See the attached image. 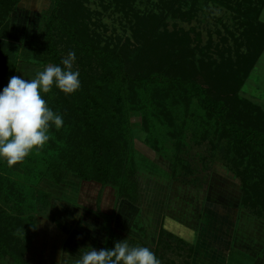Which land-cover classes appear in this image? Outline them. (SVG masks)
Returning a JSON list of instances; mask_svg holds the SVG:
<instances>
[{
	"label": "trees",
	"instance_id": "obj_1",
	"mask_svg": "<svg viewBox=\"0 0 264 264\" xmlns=\"http://www.w3.org/2000/svg\"><path fill=\"white\" fill-rule=\"evenodd\" d=\"M19 1L0 0V79H7L0 86H6L16 75L20 59L39 65L43 71L48 64L60 65L62 58L74 52L73 70L80 73V88L65 94L53 86L51 92L43 94L48 106L62 115L63 126L57 130L53 125L49 141L26 156L18 170L0 160V259L8 256L15 264H28L25 253L36 229L32 212L41 200L44 212L50 204V194L37 186L43 179L59 184L68 172L83 182L94 181L115 189L114 211L120 200L138 205L130 111L140 112L145 144L170 162L173 181L181 182L182 175L189 173L182 154L192 144L208 141L218 146L222 140L223 157L239 181V209L264 222V113L254 108L252 115L257 120L253 126L252 122L242 123L241 112L233 109L264 52V21L260 19L264 0H239L233 7L242 16L239 25L248 26L243 30L248 52L238 53L235 63L229 59V50H225L227 61L195 56L187 37L167 31L164 14L141 16L133 10L135 0H114L118 8L113 13L130 21L133 35L141 44L152 47L160 42L164 51L167 48L168 53L157 63L167 71L138 74L128 72L127 44L111 47L100 30L90 28V10L84 6L77 9L74 0H48L31 47L22 48L18 40L8 38L11 13ZM203 1L161 0L166 15L188 22L196 17L195 9ZM208 1L220 2H204ZM188 4V11L181 10L180 6ZM161 26L163 30L158 31ZM199 42L198 35L197 45ZM130 51L137 55L139 48ZM149 55L159 59L157 53ZM191 67L199 78L188 74ZM114 214L104 217L102 249L114 247L120 235H126L113 226ZM133 226L147 237L145 228L136 222ZM163 233L161 228L157 239ZM189 251L187 264L191 244Z\"/></svg>",
	"mask_w": 264,
	"mask_h": 264
},
{
	"label": "rangeland",
	"instance_id": "obj_2",
	"mask_svg": "<svg viewBox=\"0 0 264 264\" xmlns=\"http://www.w3.org/2000/svg\"><path fill=\"white\" fill-rule=\"evenodd\" d=\"M74 1L79 5L77 9H80L82 6H84L90 10V28H93L94 31L100 30L99 32L103 34L111 47L118 48L122 43L127 44L129 50L127 69L129 73L132 72L138 74L142 71H157L159 73L166 70L167 67H158L157 63L160 62V58L165 55L167 48L166 51H164L165 47H161L162 45L160 42H154L157 45L153 44L152 47L150 45L141 44V40L133 35V28L131 25L129 26L130 21L127 19V21L124 20L121 17V14L119 19V14L113 13L114 9L118 8L117 6V8L114 6V0ZM223 1L225 3H223ZM237 1L239 0L202 2L195 9L196 11L194 13L196 14V17H193L189 22L186 20L181 21L174 19L170 17V14L166 15L165 12L167 10L162 6L164 2H161V0H135L132 4V7L133 10L139 12L141 16H145V14L154 15V13H162V15L164 14L166 17L165 20L167 22V31L171 33L176 31L187 37L189 39L187 41V45L191 50H194L195 56L201 57L200 54H202L206 59V56L209 55L212 58H215V60H221L220 58L222 57L223 59L225 58L224 61H227L228 52L225 50H229V59L231 62L235 63L237 59L236 55L238 53L248 52L245 35L243 34V30L247 29L248 26L239 25L241 24L242 16L237 12L236 9L233 8L237 6ZM225 4H228L231 7ZM48 6V0H20L17 4L16 10L11 13L8 34L9 40H18L22 48L29 49L31 47L33 36L38 28L40 16L45 12ZM180 7L181 10L188 11L191 7V4L182 5ZM189 12L193 14V11ZM262 12L263 9L260 13V19L264 21ZM157 30L162 31L163 27L161 26L157 28ZM186 33H188V35H186ZM198 35L200 42L197 45L196 37ZM135 47L139 48L137 55L136 52L133 53L130 51L134 50ZM200 50H202V53ZM149 53H157L159 55V59H154L153 56L149 55ZM258 66L261 68L258 69V67H255L249 76L250 81H247V86H249L251 91L256 94V97L251 99L250 97H252V95H249V93L246 91L247 87L244 86V89L242 90L244 93H239L241 98L239 99L240 101H238L237 105H233L234 111L241 112L240 121L242 123L252 122L251 124H253V126L255 124L254 121L257 120V117L255 118V114L252 115L254 108H256V111L262 109V112L264 113V99H261L264 98V96H260V92L264 94V62L262 65ZM41 69L42 68L39 65H34L29 61L20 59L15 76H22L25 79L35 78L36 73L40 72ZM188 74H191V76L194 78H199L200 76L199 73L196 72V70L192 67L190 68ZM0 80V85L1 82L7 81V79L3 78ZM252 81H255L254 87H252ZM2 87L3 85L0 86V90H2ZM128 115L131 129L133 131V150L135 153V174L133 176V181H137L139 196L140 191L143 194L152 192L153 195L156 196V205L160 206L161 208L162 205L165 204L167 192L170 188V185L172 184V179L169 176L171 164L168 160L164 159V157L160 156L156 151L152 150L145 144L146 133L142 128V118L140 112L130 111ZM214 140H217L216 137ZM222 144V140L218 143V146H213L212 143L204 141L200 144H192L188 150H185L182 156L186 162H188L189 173L182 175L180 178L182 181L179 182L178 186L187 185L197 186V188L200 189H210L211 194L208 197L210 202L212 201L214 203L229 204L231 206L239 207L241 196L239 181L231 171L230 164H228L223 157V151L221 148ZM20 162L12 165L11 167L18 170V165ZM193 181L195 182L194 184H192ZM45 182L46 183H44V180H41L38 182L37 186L39 189L50 194V201L52 195L57 196L58 199L71 197L70 199L73 200L74 196L77 197V199H81V197L84 196L85 189L90 191L93 190V186H89V183L96 184V187H94L96 190L99 188V186H101L94 181H88L89 183L81 182L80 187L73 186V183L71 182L64 183L60 187H57L52 182ZM174 185L177 186L176 184ZM113 191H115V189H113L112 192ZM61 193L66 196H60ZM37 195L39 196V194ZM110 196L111 203L112 193ZM44 205L45 203L41 200L35 205V210L32 212L33 217H36V229L34 238L25 253V259L29 261L28 264H34L35 259L33 261L32 259L37 258V252L41 248L39 246H43V243L45 242L44 244H46L49 240L45 235L46 229L38 227V223L42 219L41 215L48 216V208L45 212L43 209L41 210ZM97 212H99L100 215H103L100 211L94 210V213ZM247 214L252 216L249 213ZM252 217L257 219L254 216ZM101 218H103V216H101ZM107 220L111 222V220ZM98 221H100V219H98ZM104 222L106 221L103 218L102 229L106 232ZM135 222L142 229L146 227L145 221L141 217H138ZM115 226L121 228L122 224L118 223V225H116L115 223ZM131 228L132 227H129L126 232L122 231V233H126V235L121 234L120 240L126 239L127 242L132 246H146L150 248L155 252L157 258L162 264H187L186 262L189 259L188 256L190 253V243L178 238L175 235H172L166 229H164L163 236L160 240L159 238L157 239V233L156 239H152L151 242V236L149 233H147L149 235L144 238L141 233ZM52 240L53 237L51 233L49 242L52 243ZM139 240H142L144 244H140ZM33 251H35L34 254H37L36 256L33 255ZM241 255L242 253L233 251L230 255L229 262L239 260L243 261V256ZM244 261L246 264H251L250 259L248 260L245 258ZM0 264L15 263L10 257L6 256L0 259Z\"/></svg>",
	"mask_w": 264,
	"mask_h": 264
},
{
	"label": "crops",
	"instance_id": "obj_3",
	"mask_svg": "<svg viewBox=\"0 0 264 264\" xmlns=\"http://www.w3.org/2000/svg\"><path fill=\"white\" fill-rule=\"evenodd\" d=\"M263 62L264 52L253 70L255 67L260 69L258 65H262ZM252 82L254 87L255 81ZM247 85L248 82L245 85L246 91L256 97ZM260 96L264 94L260 92ZM75 177L77 176L66 172L61 182L55 185L60 187L71 182L73 186L80 187L83 181ZM43 180L44 183L48 181ZM95 185L89 183L93 190L85 189L81 199L75 196L73 200L71 197L58 199L52 195L47 210L48 216L41 215L38 227L46 229L45 235L49 240L52 233L53 240L52 243L48 240V243L44 242L43 246H39L41 248L37 252L38 255L34 254L35 251L32 252L33 255H37V258L32 259V261L35 259L34 264H76L81 252L87 251L88 247L102 249L106 235L102 229V219L114 212L113 225L121 231L126 232L129 227L134 230L135 220L141 217L145 221V229L147 228V233L151 236V242L152 239H156L159 229L163 228L190 243L192 255L189 264H246L245 258L250 259L251 264H264V223L249 216L238 206L210 202L208 198L211 194L210 189L178 186L179 182L172 180L165 204L161 208L156 205V196L152 192L143 194L140 191L138 205L120 200L114 211L115 191L112 192L113 189L109 186H99L96 190ZM94 210L100 211L103 215L99 212L94 213ZM115 223L116 225L121 223L122 229L116 227ZM233 251L242 253L244 262L242 260L229 262ZM27 262L29 263L28 260Z\"/></svg>",
	"mask_w": 264,
	"mask_h": 264
},
{
	"label": "clouds",
	"instance_id": "obj_4",
	"mask_svg": "<svg viewBox=\"0 0 264 264\" xmlns=\"http://www.w3.org/2000/svg\"><path fill=\"white\" fill-rule=\"evenodd\" d=\"M75 53L69 52L60 65H47L35 78L10 77L0 90V160L12 166L50 139V128L63 126V117L47 104L43 94L53 86L72 94L80 88L79 71L73 70ZM76 264H160L146 246H132L126 239L114 247L97 250L88 247Z\"/></svg>",
	"mask_w": 264,
	"mask_h": 264
}]
</instances>
